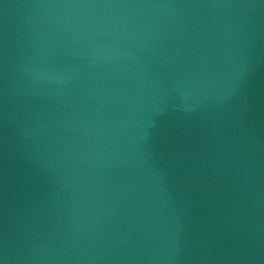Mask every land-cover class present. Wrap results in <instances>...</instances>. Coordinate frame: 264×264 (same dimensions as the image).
Listing matches in <instances>:
<instances>
[{
  "label": "water",
  "instance_id": "water-1",
  "mask_svg": "<svg viewBox=\"0 0 264 264\" xmlns=\"http://www.w3.org/2000/svg\"><path fill=\"white\" fill-rule=\"evenodd\" d=\"M0 264H264V0H0Z\"/></svg>",
  "mask_w": 264,
  "mask_h": 264
}]
</instances>
